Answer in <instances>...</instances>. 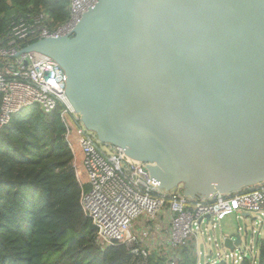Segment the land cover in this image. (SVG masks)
I'll list each match as a JSON object with an SVG mask.
<instances>
[{"label": "water", "instance_id": "obj_1", "mask_svg": "<svg viewBox=\"0 0 264 264\" xmlns=\"http://www.w3.org/2000/svg\"><path fill=\"white\" fill-rule=\"evenodd\" d=\"M20 52L51 57L84 128L165 191L264 182V0H97L72 34Z\"/></svg>", "mask_w": 264, "mask_h": 264}, {"label": "built area", "instance_id": "obj_2", "mask_svg": "<svg viewBox=\"0 0 264 264\" xmlns=\"http://www.w3.org/2000/svg\"><path fill=\"white\" fill-rule=\"evenodd\" d=\"M96 2L69 0L64 22L49 28L42 24L44 14H40L31 24H15L12 32L17 39L31 36L36 40L70 35L81 15ZM21 49L15 39L0 45V130L23 108L37 106L49 113L62 105L60 117L80 188V206L95 228L101 249L123 245L132 256L130 264H149L152 252L166 256L167 264H178L179 246L196 241L203 223L232 214L241 218L253 214V224L264 226V182L231 193L214 192L208 198L189 199L180 188L165 191L150 176L147 163L128 157L117 146L101 143L84 128L66 98V75L51 57ZM236 246L228 250L233 252ZM238 246L245 250L239 259L255 251L253 244L245 247L242 240ZM227 254L216 258L234 264ZM195 264L203 263L197 260Z\"/></svg>", "mask_w": 264, "mask_h": 264}, {"label": "trees", "instance_id": "obj_3", "mask_svg": "<svg viewBox=\"0 0 264 264\" xmlns=\"http://www.w3.org/2000/svg\"><path fill=\"white\" fill-rule=\"evenodd\" d=\"M68 6L69 0H0V45L31 44L36 38L17 39L12 27L44 14L41 22L50 28L68 18ZM61 110L26 107L0 130V264H130L123 245L101 249L96 243L80 206ZM254 250L239 264H264V237ZM177 253L178 264H195L192 244ZM166 261L153 252L148 258L149 264Z\"/></svg>", "mask_w": 264, "mask_h": 264}, {"label": "rangeland", "instance_id": "obj_4", "mask_svg": "<svg viewBox=\"0 0 264 264\" xmlns=\"http://www.w3.org/2000/svg\"><path fill=\"white\" fill-rule=\"evenodd\" d=\"M248 215L249 219L248 217H246L245 219L241 218L239 220H236L234 215H228L223 220L216 222L214 227L213 224H202L201 233L198 234V249L202 255L201 263L206 264L207 262H210L211 259H207L206 256L212 253L213 256L211 257L212 261L210 263L218 264L223 261L224 258H216L219 257L217 254L223 255L224 253H228L229 256H231L229 262H232V260H234V264H239V262L241 261V259H239V256H241V252H245V250H243V248L241 249L237 245L236 249L232 252V250H228L227 248L224 249L221 245V237H223L225 233H236L238 231V227L240 228L239 233L241 234L244 246L248 247L249 245L253 244L252 250L256 248L259 240L264 237V226H262L261 224L257 226L254 225L252 222V218H254L255 216L253 214ZM257 219L258 218H255L254 220ZM260 226L262 227L260 228ZM252 230H255V233L256 230H260V232L259 234H253Z\"/></svg>", "mask_w": 264, "mask_h": 264}, {"label": "crops", "instance_id": "obj_5", "mask_svg": "<svg viewBox=\"0 0 264 264\" xmlns=\"http://www.w3.org/2000/svg\"><path fill=\"white\" fill-rule=\"evenodd\" d=\"M232 215H234V214H232ZM235 216V219L236 220H239V219H241V217L239 216V215H234ZM242 217H244L243 219H245L246 217H248V219H249V216L248 215H242ZM223 220V219H222ZM220 221V220H219ZM216 222H218V221H216ZM216 222H208V224L207 225H210V224H213V227L215 226V223ZM202 228V227H201ZM239 231H240V229H239V227H238V231L236 232V233H234V234H239L240 235V237H241V234L239 233ZM234 234H231V233H225V235H223V237H221L222 238V240H221V245H222V247L223 248H227V249H229L228 247H226L225 245H224V239H226V238H228V237H230L231 235H234ZM241 240H242V238H241ZM190 244H192L193 245V253H194V258H195V262L197 261V260H199L200 262H202V260H201V252L199 251V249H198V243H199V241H198V237H197V240L195 241H193V240H190V242H189ZM197 243V244H196ZM243 243V242H242ZM213 255H212V253H210V254H208V256H206V258L207 259H212L211 257H212Z\"/></svg>", "mask_w": 264, "mask_h": 264}]
</instances>
